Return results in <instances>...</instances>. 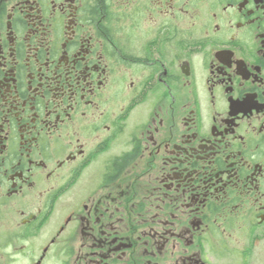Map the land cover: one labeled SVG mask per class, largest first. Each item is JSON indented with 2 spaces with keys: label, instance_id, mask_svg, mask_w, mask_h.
<instances>
[{
  "label": "flooded vegetation",
  "instance_id": "1",
  "mask_svg": "<svg viewBox=\"0 0 264 264\" xmlns=\"http://www.w3.org/2000/svg\"><path fill=\"white\" fill-rule=\"evenodd\" d=\"M0 264H264V0H0Z\"/></svg>",
  "mask_w": 264,
  "mask_h": 264
}]
</instances>
